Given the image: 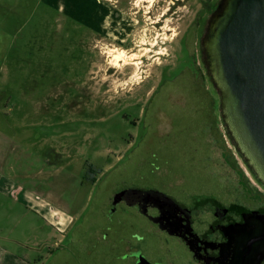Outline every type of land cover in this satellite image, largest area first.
Instances as JSON below:
<instances>
[{"label": "rangeland", "instance_id": "1", "mask_svg": "<svg viewBox=\"0 0 264 264\" xmlns=\"http://www.w3.org/2000/svg\"><path fill=\"white\" fill-rule=\"evenodd\" d=\"M80 1L57 9L0 0V264L80 262V239L99 235L95 217L123 190L227 205L243 200L231 177L236 167L256 183L221 126L203 65L196 66L192 47L176 49L177 26L215 0H181L174 18L161 16L170 2L158 8L149 0L130 13L140 5ZM143 9L154 17H142ZM62 10L77 16L62 17ZM135 19H166L165 33L149 37ZM102 27L108 33L96 41ZM129 32L131 47L123 42Z\"/></svg>", "mask_w": 264, "mask_h": 264}, {"label": "flooded vegetation", "instance_id": "2", "mask_svg": "<svg viewBox=\"0 0 264 264\" xmlns=\"http://www.w3.org/2000/svg\"><path fill=\"white\" fill-rule=\"evenodd\" d=\"M106 1L116 3L114 6L117 8L121 7H118L121 0ZM148 1L125 0L124 5L130 10L133 8L132 6L139 7L140 5L135 12L130 11V13H138L142 10L141 7H147ZM152 1L157 2V4L154 3V7L158 8L164 5L163 2H170L171 5L161 13V16L172 15V18H174L173 14L178 16L175 9L179 8L181 0ZM204 8L202 15L199 17L195 15L182 29L178 25V30L175 33L176 49L181 51L192 47L197 67L202 64L200 37L205 31L206 17L212 12L214 2H206ZM143 12L148 15L141 13L142 17H154L153 10L145 11L143 9ZM165 20L135 19L134 24H138L140 21L142 25H147L148 35L153 37L152 33H165ZM175 20L179 21L180 19H170V23ZM104 28L95 32L96 41L107 35L108 31H104ZM171 29L173 27L168 26L166 30L169 32ZM130 35L129 32L123 40L124 44H128V47H131L130 43L133 42ZM155 46L160 47V44L156 43ZM56 146L54 149L58 148L61 151L68 147L66 142ZM54 149L50 147V154L55 152ZM228 161L226 159V163ZM49 163L56 164V161L49 158ZM232 168L235 170L234 167ZM95 170L96 167L93 164H86L87 173L94 174ZM96 173H100V170L97 169ZM233 175L231 177L238 186V192H243L241 203L225 205L217 199L208 198L205 199V203L203 200H197L187 204L155 190H143V193H139V195L127 193L126 198L114 203L117 193L112 194L100 209L101 216L95 217L92 224L96 225V231L100 230L99 235L95 234L96 232L94 235L88 232L84 238L80 239V262L70 263L66 258H63L61 264H234L232 229L243 228L249 214H257L264 218V187L253 181L256 184L254 187L240 168L236 167L235 175ZM88 178L95 184L99 181L96 176ZM251 178L253 179V177ZM144 191L156 193L148 195ZM121 201L127 206L134 201L131 207H134L135 212L145 217L149 223L125 206L118 208ZM110 207H113L117 212L116 216L109 214ZM119 227H127L126 231H128L121 238L116 236V229ZM147 245L149 247H146ZM145 250L149 253L148 255ZM258 254L262 257L258 262L252 258L243 264H264V250Z\"/></svg>", "mask_w": 264, "mask_h": 264}, {"label": "water", "instance_id": "3", "mask_svg": "<svg viewBox=\"0 0 264 264\" xmlns=\"http://www.w3.org/2000/svg\"><path fill=\"white\" fill-rule=\"evenodd\" d=\"M206 19L200 57L216 91L221 126L250 175L264 187V0H215ZM142 191L118 192L114 203ZM232 235L234 264L262 258L263 217L249 214Z\"/></svg>", "mask_w": 264, "mask_h": 264}, {"label": "crops", "instance_id": "4", "mask_svg": "<svg viewBox=\"0 0 264 264\" xmlns=\"http://www.w3.org/2000/svg\"><path fill=\"white\" fill-rule=\"evenodd\" d=\"M76 0H41L42 3H44L45 6L47 7H57V9L61 8H67L70 6H74ZM84 0H81L80 2L83 3ZM96 3L98 4H104L103 1L105 2L106 0H95ZM110 5L109 1H106ZM61 7V8H60ZM59 11V10H58ZM60 15L65 18H71V17H76L77 12H70V11H60ZM2 66V63L0 61V67Z\"/></svg>", "mask_w": 264, "mask_h": 264}, {"label": "bare ground", "instance_id": "5", "mask_svg": "<svg viewBox=\"0 0 264 264\" xmlns=\"http://www.w3.org/2000/svg\"><path fill=\"white\" fill-rule=\"evenodd\" d=\"M122 56H123V53L115 55V57H114L115 62L117 63L119 60H121Z\"/></svg>", "mask_w": 264, "mask_h": 264}, {"label": "trees", "instance_id": "6", "mask_svg": "<svg viewBox=\"0 0 264 264\" xmlns=\"http://www.w3.org/2000/svg\"><path fill=\"white\" fill-rule=\"evenodd\" d=\"M39 260V259H38ZM35 264V263H34Z\"/></svg>", "mask_w": 264, "mask_h": 264}]
</instances>
